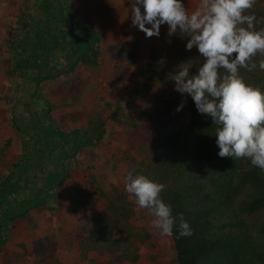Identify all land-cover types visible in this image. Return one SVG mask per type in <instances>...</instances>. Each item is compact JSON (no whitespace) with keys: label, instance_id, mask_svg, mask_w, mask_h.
<instances>
[{"label":"trees","instance_id":"1","mask_svg":"<svg viewBox=\"0 0 264 264\" xmlns=\"http://www.w3.org/2000/svg\"><path fill=\"white\" fill-rule=\"evenodd\" d=\"M54 1L56 6L53 0L35 1L38 10L34 16H37L38 23L31 22V14L22 13L21 17L27 19V23L22 29L23 37L20 35L13 46L17 51L14 56V61L18 60L17 65L22 58L27 57L33 64L35 57H40L45 71L41 77L43 80L71 72L80 61L90 62L99 54V39L88 28L78 25L76 14L69 4L71 0ZM246 13L255 14V30L264 29L263 6H253ZM66 25L69 26L68 33L63 31ZM84 47L87 48L85 51ZM64 52L69 58L63 60L60 53ZM185 54L184 49L181 61ZM56 58L60 60L58 65L54 62ZM202 62L203 58L199 56L190 72L194 73ZM16 70L20 68L17 66ZM239 71L246 83L264 90V70L256 67L251 75L245 68ZM141 73L149 81L163 80L168 85L174 84L173 76L166 79L146 69ZM37 94L38 90L32 96V105L35 104L36 108L29 112L32 117L29 123L22 125L19 120L16 124L22 134V156L13 171L0 182V254L17 220L29 218V212L34 208L57 207L60 203L59 188L68 176L70 163L78 152L92 145L97 133L106 126V121L100 119L96 123L90 122L87 130L65 132L52 117L51 103ZM177 97L159 103L158 111L167 116L183 114V109L176 111L180 104ZM188 97L191 111L189 124L160 137V143L168 154L167 164L148 176L165 185L160 194L164 202L172 205L173 215L183 213L193 230L191 236L178 237L174 229L172 238L176 262L260 264L264 255V224L260 234L254 235L244 215L264 212V171L251 165L248 158L219 157L215 143L217 126L213 125L210 116L200 114L194 101ZM132 169L138 172L137 168ZM176 171L180 182L178 187L168 184L170 180H176ZM192 172L197 179L192 177L190 183L184 184L183 175ZM111 207L115 209L114 204ZM123 208L116 206L118 210ZM82 246L87 250L110 253L121 250L125 260H138V255H130L129 243L113 238L103 217L95 219L94 228Z\"/></svg>","mask_w":264,"mask_h":264},{"label":"rangeland","instance_id":"2","mask_svg":"<svg viewBox=\"0 0 264 264\" xmlns=\"http://www.w3.org/2000/svg\"><path fill=\"white\" fill-rule=\"evenodd\" d=\"M9 1V3L14 2V0ZM22 1L26 10L28 8L32 10L31 0ZM183 2L191 12L198 6L199 0H183ZM258 5L264 8V0H256L254 6L258 7ZM121 25L123 24L121 23ZM21 33L22 30H8L6 38L10 37L16 41L22 35ZM115 33H120L118 37L123 41L121 49L127 53L123 54L127 55V59L121 61L117 59L119 56L115 57L116 70L112 77L103 67L104 60L96 57L95 60H91L92 62L80 61L73 71L68 72L69 74L64 73V76H58L59 79L56 77L55 79H58L56 81H52L51 78L43 80L41 77L45 71L41 67L40 57H35L33 63L35 72L31 71L29 81L35 82V90H38L37 95L48 98L47 100L53 108L52 117L60 123V127L65 131L87 130L90 122L96 123V120L103 119L106 121L105 133L101 140H93L92 145L85 147L75 155L69 165L68 176L59 188L60 203L57 207L54 209L38 207L29 212V215L34 213L59 217L55 219L57 224L51 221L48 228L43 227L44 230L39 231V224L32 227L30 226L32 223H28L30 218H20L26 222L23 221L20 225L18 224L20 219L15 222L9 241L0 256L2 253L13 255L15 248L23 246V249H27L25 253L28 257L31 255L27 253L31 252L33 258H42L43 262L47 259L50 262L53 260V263L50 264H93L88 258L94 254L98 258L94 259L100 264H177L172 236H162L154 229L151 221L155 217L147 208H140L134 197L125 191L124 177L133 167L138 169L137 173L146 176H152L164 168L167 164L168 154L160 143V137L177 132L189 124L191 120L190 100L186 94L176 91L174 84L168 85L166 82L163 83V80L153 82L143 78L141 73L143 70L139 64H129V60L136 59L138 55V51L132 53L133 49L127 46L126 39L133 38V31L122 29L114 30ZM178 35L181 42L186 45L187 37L179 31ZM105 42L106 40L102 47L99 45L98 56H103V59L108 57L107 51L110 49L109 45H105ZM0 44L6 45L2 40ZM185 45L182 48V53L185 49L186 54L178 66L182 62L191 60V71V67L198 60L200 54L195 47L186 50ZM86 49L84 47L83 51ZM12 50L13 56H15L13 45ZM116 52L117 47L114 45L113 57ZM176 52L179 55L181 49L163 47L152 51V57L150 56L148 64H146V70L165 76L166 79L167 76H173L176 69L170 70V72L153 60L155 54L156 58L157 55L159 56L157 59L155 58L157 61L162 58L169 59V57V60H172L171 54ZM60 55L63 60L69 58L66 52L60 53ZM261 59H264V54L258 53L252 58V61L256 62L258 67ZM17 61H14L10 73L13 76L11 77V86L16 100L21 95L18 94L20 84L17 85V81H14L15 76L18 73L25 74L30 69L25 70V67H19L23 70H16ZM59 61V58H56L54 62L58 65ZM95 63L96 66H94ZM99 66L102 67L99 68ZM251 72H254V69L249 71V74ZM28 74L29 72H27ZM21 77L26 78L23 75ZM34 87L35 85H33ZM176 97L180 101L179 103L185 101L183 114L173 113L167 116L158 111L159 103L162 104L164 100L176 99ZM13 101H15V97ZM11 104L9 106L12 116L11 128L15 129L16 134L22 136L16 124L21 119L19 118L21 109L18 108L23 105L11 106ZM34 105L23 109L27 112L34 111L33 108H36ZM14 107L16 109L13 110ZM20 122L22 125L29 123L25 117ZM5 141L2 145V153L7 150L11 140ZM0 157L2 158V156ZM16 163L9 164L8 173L0 174V182L13 171ZM1 166H6L2 159H0ZM181 170L184 171V169ZM177 176L178 172L176 171L174 173L176 180L172 179L168 184L178 187L180 182ZM192 177L197 179V175L193 172L184 174L182 177L185 180L184 184L190 183ZM113 204L115 209L111 207ZM116 206L124 208L118 210ZM244 216L251 229L250 232L254 235L260 234L264 224V212ZM102 217L106 221L107 228L112 231L114 239L129 243L130 255H138L136 262L125 260L121 250L110 253L104 250H87L82 246L94 228L95 219ZM18 240L21 243L16 245ZM260 240L263 243V239ZM259 263L264 264V255Z\"/></svg>","mask_w":264,"mask_h":264},{"label":"clouds","instance_id":"3","mask_svg":"<svg viewBox=\"0 0 264 264\" xmlns=\"http://www.w3.org/2000/svg\"><path fill=\"white\" fill-rule=\"evenodd\" d=\"M255 2L199 0L190 12L183 0H132L130 13L132 24L147 37H158L164 24L169 36L179 31L187 37L186 50L195 47L203 62L194 73L191 60L182 62L173 74L175 90L190 96L197 111L217 126L219 157L248 158L264 171V90L246 83L239 71L255 69L252 58L264 54V29L255 30V14L246 13ZM258 67L264 70V59ZM184 105L182 101L176 111ZM124 180L125 191L155 217L151 223L160 235L170 237L174 229L178 237L192 235L183 213L173 215L172 205L161 197L164 184L135 169Z\"/></svg>","mask_w":264,"mask_h":264},{"label":"crops","instance_id":"4","mask_svg":"<svg viewBox=\"0 0 264 264\" xmlns=\"http://www.w3.org/2000/svg\"><path fill=\"white\" fill-rule=\"evenodd\" d=\"M31 1H32V6H33L32 10L29 8L26 10L23 6L22 0L21 1L14 0L13 3H9L10 2L9 0H0V41L2 40L6 44V45L0 44V156H2V158L0 157V159H2L3 163L6 165L4 167L3 166L0 167V174L8 173V171L10 170L9 164L16 163L17 160L21 158L22 153H23L22 136L16 134L15 129L11 128L12 116L9 111L10 110L9 106L11 102H12L11 106L15 104H18V105L22 104L23 107H19L18 109H21V113L23 111H26L24 110L25 109L24 107L26 108L28 107V103L29 101L33 100L32 96L34 95V92L36 91L35 82L29 81L31 71L35 72V70L30 68L29 70H27V72H29L28 75L26 72L25 74L18 73L15 76L14 81H17V85L20 84L19 86L20 92H18V94L21 95V97H19V99L16 100V95L14 94L15 96H13L14 92L11 86V79H12L11 77L13 76H11L10 73H11L12 65L14 63V56H13L14 54L12 50V45L14 46V43L16 41L12 40L10 37L9 39L6 38L8 30H22L25 27L27 23V19L24 18L23 20V18L19 16L24 12L25 14L32 15L31 17L32 23H38L37 16H34V12L38 10L37 6L35 5L36 0H31ZM131 2L132 0H71L69 4L72 5V9L74 10L76 14L78 25L81 27L88 28V31L91 33L93 32L94 36L97 39H99V42L97 43L98 50H99V45H101L102 47L105 40H106L105 45H109L110 49L107 51L108 57H106V59L105 58L103 59V56L101 57L100 55L97 57H100L99 59L104 60L105 63L103 67L106 71L109 72V75L111 77L114 76V71L116 70V67H115L116 63H114L116 60L115 57L119 56L117 59H120L121 61L122 59H127V55H123L126 52H124V50L121 49L122 48L121 44L123 43V41L120 39V37H118V35L121 32L114 34V30L120 31L122 29L133 31V34H132L133 38L129 40L126 39V41L128 42L127 46L133 49L132 53L133 52L137 53L138 51V55L136 54L137 55L136 59H130L129 64H132V65L139 64V67L142 70H145L146 64H148V60L150 59V56L152 55V51L154 50L157 51V49H161L163 47H172L175 50L181 49V52H179L180 54L178 55V52L171 54L172 60H169L170 59L169 57V59L162 58V60L158 59V61L155 60L156 58V54H155V58L153 61H156L159 65H161L168 71L170 70L173 71L177 69L178 64L181 61L182 48L185 45L181 42L180 36L178 35V31L174 33L173 35L169 36L168 35V25L164 24V25H161L160 27V34L158 37L157 36L147 37L143 31L139 30L138 27L134 26L131 22V13H130ZM53 3H54L53 4L54 6L57 5L54 0H53ZM121 23L123 25L120 26ZM63 28H64L63 29L64 33L65 32L68 33L69 26L67 27L66 25ZM22 37H23V34L21 38ZM114 45L117 47V52L114 53V57H113L112 54H113ZM101 47H100V50H102ZM16 53L17 51H15V54ZM158 57L159 56L157 55V58ZM95 58L96 57H94L93 60H95ZM94 66H96V63L94 64ZM100 67L102 66H99V68ZM20 70H23V69H20ZM21 75L26 76V78L25 79L22 78ZM62 76L64 75L62 74ZM59 78L60 77H58V79ZM58 79L54 78L52 79V81H56ZM33 85H35L34 88H33ZM14 97H15V101H13ZM27 99H30V100L28 101ZM14 109L16 108L14 107L13 110ZM63 131H65V129H63ZM71 131L73 130H66L65 132H71ZM5 140H11V141H9L10 144L8 145L7 150L5 151L3 150L4 153H2L1 149H2V145L6 142ZM29 218L30 219L28 223H32L30 224V226L36 227V225L39 224L40 229L38 230L43 231L44 229L42 228L43 227L48 228L51 225V221L57 224L55 219L59 217H56V216L52 217V215L49 216L48 214L32 213L31 215H29ZM23 221L25 220L20 219L19 220L20 223L18 222V224L20 225L21 222ZM20 243L21 242H19L18 240L15 244L17 245ZM25 252H27V249L26 248L23 249V246H21L20 248H15L13 255H7L6 253H2V255L0 256V264H50V263H53V260H51L52 262H50L47 259L45 263L43 262L42 258H39V257L33 258L31 252L27 253L31 255L28 257ZM38 254L40 253L38 252ZM46 255L48 256L49 254L47 253ZM94 258L98 259L95 254L92 257L89 256L88 259H90V263L93 262V264H100ZM63 260H66V258H63Z\"/></svg>","mask_w":264,"mask_h":264},{"label":"flooded vegetation","instance_id":"5","mask_svg":"<svg viewBox=\"0 0 264 264\" xmlns=\"http://www.w3.org/2000/svg\"><path fill=\"white\" fill-rule=\"evenodd\" d=\"M22 61L24 60L25 62L24 63H22V61L17 65L18 67H25L26 69L25 70H27V69H29V68H31V69H33L32 67H33V64L30 62V60L27 58V57H25V58H22L21 59ZM34 103V100H31V101H29V103H28V107L29 106H31L32 104ZM20 113H21V111H20ZM28 114V115H27ZM24 117L29 121L32 117H31V114L29 113V112H27V111H23L20 115H19V118H21V119H19L20 121L22 120V119H24ZM30 130H32V129H30Z\"/></svg>","mask_w":264,"mask_h":264},{"label":"water","instance_id":"6","mask_svg":"<svg viewBox=\"0 0 264 264\" xmlns=\"http://www.w3.org/2000/svg\"><path fill=\"white\" fill-rule=\"evenodd\" d=\"M25 61L23 60L22 63H24ZM105 133V129H102L101 131H99L96 135V137L94 138L96 141H99L102 139L103 135Z\"/></svg>","mask_w":264,"mask_h":264}]
</instances>
